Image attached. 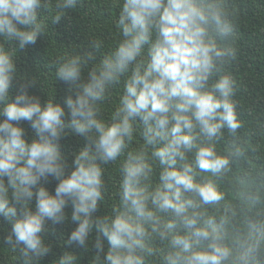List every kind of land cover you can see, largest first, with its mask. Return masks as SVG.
<instances>
[{"label":"clouds","instance_id":"obj_1","mask_svg":"<svg viewBox=\"0 0 264 264\" xmlns=\"http://www.w3.org/2000/svg\"><path fill=\"white\" fill-rule=\"evenodd\" d=\"M80 2L0 0V38L23 50L46 31L38 9L57 23ZM116 27L120 38L99 63L71 47L55 57V79L69 86L66 110L30 95L32 81L13 99L14 51L0 45V217L11 226L3 242L22 264H40L51 251L47 222L70 219L65 243L91 244V264H264V167L232 175L257 151L240 134L234 99L236 11L228 0H122ZM121 85L105 119L101 105ZM69 135L84 147L66 174L59 141ZM113 165L109 204L102 174ZM49 177L54 195L41 184ZM101 203L106 213L94 219ZM55 264H78L77 256L65 251Z\"/></svg>","mask_w":264,"mask_h":264},{"label":"trees","instance_id":"obj_2","mask_svg":"<svg viewBox=\"0 0 264 264\" xmlns=\"http://www.w3.org/2000/svg\"><path fill=\"white\" fill-rule=\"evenodd\" d=\"M119 2L118 0H81L76 9L67 11L57 23L51 21V14L42 7L37 10V13L38 18L45 21L46 31L37 38L34 45L23 50L0 38V45L14 51L17 73L14 84L10 88V96L14 99L13 89L20 82L32 81V87L29 89L30 95L38 96L42 104L47 99H52L54 103H59L66 110L63 100L68 94L69 86L55 79V69L51 65L55 57L65 54L66 48L69 47L74 48L81 55L91 52L94 62L99 63L103 54L111 51L115 41L120 38L116 27ZM228 6L237 13L238 56L230 71L237 80L234 99L238 104L239 118L244 122L240 134L257 148L256 152L249 155L247 163H241L238 168L233 169L232 175L238 176L241 169L264 167V0H228ZM91 40H98L102 43L100 51L88 48L87 45ZM122 91V85L113 88L109 98L101 105L105 119L110 117L111 112L118 105ZM19 126L25 129L24 138L30 140L33 132L28 122L21 121ZM65 131L68 130L65 129ZM59 143L61 155L65 157L67 165L66 174H68L72 170L74 154L84 147V141L80 137L69 135L62 137ZM134 143H139L138 133ZM223 146V141L219 142L218 147ZM117 176L118 171L115 165L108 166L106 173L102 174L105 184L110 187L106 203L114 202L110 197H114ZM56 183L51 177L47 182L41 181L42 186L49 191L50 195H54ZM31 208L35 210V198L31 202ZM105 213V204L101 203L98 205L97 212L93 213V218ZM65 214L70 217V206L65 208ZM46 227L49 228V232L45 240L51 245V251L40 261V264H55V261L60 259L65 251L74 252L78 264H91V258L96 254L91 244L88 245V250H85L79 247H69L65 243L70 232L76 227L70 219L55 225L48 221ZM10 231L11 226L0 217V264H22V261L17 258L18 253H13L10 247L3 242L4 235ZM94 239L95 233H90L89 240L94 241ZM106 251L105 242L104 252ZM101 259H103V253H101Z\"/></svg>","mask_w":264,"mask_h":264}]
</instances>
